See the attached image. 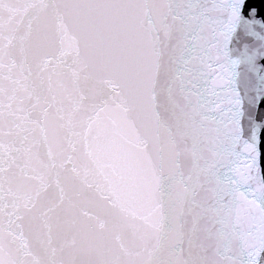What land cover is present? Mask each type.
<instances>
[{"label":"snow or ice","instance_id":"snow-or-ice-1","mask_svg":"<svg viewBox=\"0 0 264 264\" xmlns=\"http://www.w3.org/2000/svg\"><path fill=\"white\" fill-rule=\"evenodd\" d=\"M262 129L253 0H0V264H264Z\"/></svg>","mask_w":264,"mask_h":264},{"label":"water","instance_id":"water-1","mask_svg":"<svg viewBox=\"0 0 264 264\" xmlns=\"http://www.w3.org/2000/svg\"><path fill=\"white\" fill-rule=\"evenodd\" d=\"M253 6L260 10H264V0H253ZM257 118L259 119V117ZM258 148L260 151L261 175L264 176V129L261 130V139Z\"/></svg>","mask_w":264,"mask_h":264},{"label":"clouds","instance_id":"clouds-1","mask_svg":"<svg viewBox=\"0 0 264 264\" xmlns=\"http://www.w3.org/2000/svg\"><path fill=\"white\" fill-rule=\"evenodd\" d=\"M254 11V10H253Z\"/></svg>","mask_w":264,"mask_h":264}]
</instances>
